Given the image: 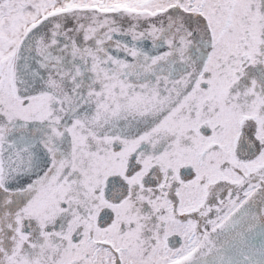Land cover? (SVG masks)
<instances>
[{"label": "snow or ice", "instance_id": "1", "mask_svg": "<svg viewBox=\"0 0 264 264\" xmlns=\"http://www.w3.org/2000/svg\"><path fill=\"white\" fill-rule=\"evenodd\" d=\"M0 264H264V0H0Z\"/></svg>", "mask_w": 264, "mask_h": 264}]
</instances>
